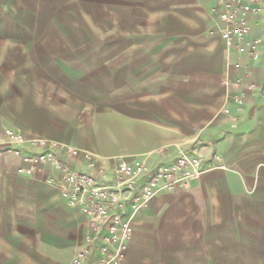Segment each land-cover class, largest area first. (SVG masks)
<instances>
[{
	"label": "crops",
	"instance_id": "0c3cea01",
	"mask_svg": "<svg viewBox=\"0 0 264 264\" xmlns=\"http://www.w3.org/2000/svg\"><path fill=\"white\" fill-rule=\"evenodd\" d=\"M44 1L0 0V39L14 46L0 50V264H69L90 230L62 197L57 168L18 172L25 163L6 153L7 129L79 150L60 158L78 171L105 169L100 180L108 184L119 161L154 170L197 151L204 171L190 187L162 189L147 206L130 208L124 264H264V0L249 16L250 37L261 40L258 60L223 40L213 0H102L124 24L164 8L149 37L156 46L139 47L147 39L126 32L115 54L38 49L31 24ZM51 20L73 38L60 13Z\"/></svg>",
	"mask_w": 264,
	"mask_h": 264
},
{
	"label": "built area",
	"instance_id": "2783aa9c",
	"mask_svg": "<svg viewBox=\"0 0 264 264\" xmlns=\"http://www.w3.org/2000/svg\"><path fill=\"white\" fill-rule=\"evenodd\" d=\"M215 10L223 24L222 38L239 56L248 55L253 60L260 57L261 40L251 38L249 16L261 11V0H213ZM241 69V61L235 63ZM241 84V80L239 82ZM251 83L248 89H253ZM234 102L240 107L242 96H235ZM227 114L230 109H225ZM29 143L40 152L26 154L22 146ZM6 153L19 157L25 163L18 172L32 175L45 165H53L61 172L57 179L62 197L68 205L78 207L89 220L90 230L85 243L69 264H85L93 255L92 264H124L129 242L134 234L130 208L134 211L145 207L165 189L175 191L179 185L190 187L204 171V158L197 151L193 154L182 152L181 156L169 164L151 170L144 161H119L112 184L103 183L100 176H107L105 169L99 175L78 171L63 162L60 153L72 158L81 155L80 151L63 144L52 143L46 138L28 140L13 129L6 130ZM92 170L97 162L89 153L83 154ZM214 158L221 162L218 154ZM1 172V171H0ZM55 182V179H50Z\"/></svg>",
	"mask_w": 264,
	"mask_h": 264
},
{
	"label": "rangeland",
	"instance_id": "374dc122",
	"mask_svg": "<svg viewBox=\"0 0 264 264\" xmlns=\"http://www.w3.org/2000/svg\"><path fill=\"white\" fill-rule=\"evenodd\" d=\"M44 5L39 8L42 16L31 24L30 29L36 38L33 47L45 50L79 49L84 54L87 50L95 53L99 48L108 47L114 49L112 53L115 54L117 37L126 32H135L138 37L147 39L141 40L139 47H155L156 40L149 37L158 31L165 20V9L162 8L141 14L140 20L134 24L118 23L115 9L106 8L102 0H45ZM58 13L67 20L73 33L72 39L63 36L59 28L51 23L53 15ZM11 47L14 46L10 41L0 39V50ZM81 57L77 59L83 60Z\"/></svg>",
	"mask_w": 264,
	"mask_h": 264
}]
</instances>
